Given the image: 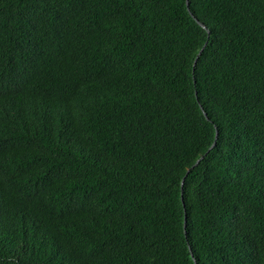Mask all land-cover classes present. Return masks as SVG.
I'll use <instances>...</instances> for the list:
<instances>
[{"label": "trees", "instance_id": "obj_1", "mask_svg": "<svg viewBox=\"0 0 264 264\" xmlns=\"http://www.w3.org/2000/svg\"><path fill=\"white\" fill-rule=\"evenodd\" d=\"M0 264H264V0H0Z\"/></svg>", "mask_w": 264, "mask_h": 264}, {"label": "water", "instance_id": "obj_2", "mask_svg": "<svg viewBox=\"0 0 264 264\" xmlns=\"http://www.w3.org/2000/svg\"><path fill=\"white\" fill-rule=\"evenodd\" d=\"M186 4H187V0H186ZM191 15L193 16V14H191ZM193 17H194V16H193ZM194 19H195V20H196V21H197V22H198V23H199L204 29H206L207 33L209 32L205 24H203L202 22H200V21H199L197 18H195V17H194ZM205 43H206V41L204 42V44L202 45V47H201L200 50L198 51V53H197V55H196V57H195V59H194V61H193V66H194V64H195V61H196V59H197L199 53H200L201 50L203 49ZM203 114L205 115L206 118H208V117L206 116V113H205L204 111H203ZM216 137H217V131L215 130L214 139H213L212 143L210 144V146L207 148V150H206L205 153H207V152H208V151L214 146V144H215V140H216ZM203 155H204V154H203ZM203 155H200V157H199L198 159L195 160V162L191 165V167L188 168V169L186 170V173H187L192 167H194V166L199 162V160L203 157ZM183 179H184V177H183L182 180H181V186H182V184H183ZM183 226H184V224H183ZM189 249H190V248H189ZM191 255H192V253H191Z\"/></svg>", "mask_w": 264, "mask_h": 264}]
</instances>
